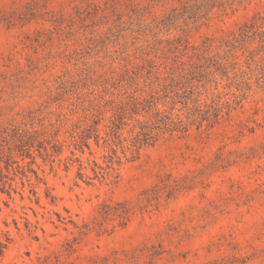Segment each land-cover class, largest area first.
<instances>
[{
  "label": "rangeland",
  "instance_id": "obj_1",
  "mask_svg": "<svg viewBox=\"0 0 264 264\" xmlns=\"http://www.w3.org/2000/svg\"><path fill=\"white\" fill-rule=\"evenodd\" d=\"M0 264H264V0H0Z\"/></svg>",
  "mask_w": 264,
  "mask_h": 264
},
{
  "label": "trees",
  "instance_id": "obj_2",
  "mask_svg": "<svg viewBox=\"0 0 264 264\" xmlns=\"http://www.w3.org/2000/svg\"><path fill=\"white\" fill-rule=\"evenodd\" d=\"M123 213L125 214V213H127V211H124ZM124 214H123V215H124ZM123 215H122V216H123Z\"/></svg>",
  "mask_w": 264,
  "mask_h": 264
}]
</instances>
